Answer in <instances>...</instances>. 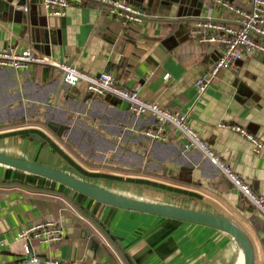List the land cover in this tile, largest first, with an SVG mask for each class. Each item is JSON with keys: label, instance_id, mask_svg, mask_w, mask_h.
<instances>
[{"label": "crops", "instance_id": "1", "mask_svg": "<svg viewBox=\"0 0 264 264\" xmlns=\"http://www.w3.org/2000/svg\"><path fill=\"white\" fill-rule=\"evenodd\" d=\"M125 1L143 9L150 2ZM229 1L251 6V0ZM150 8L141 24L123 25L99 3L49 18L41 0H0V50L30 45L32 23L46 19L51 37L34 42L40 49L89 74L112 72L143 99L187 115L214 152L264 195V149L256 154L244 135L222 126H241L264 144V55L254 53L221 72L200 95L195 82L223 47L199 43L195 24L208 18L234 23L236 17L214 0H154ZM155 125L125 101L115 106L65 85L52 68L0 69V152L120 196L230 220L251 239L254 264H264L263 215L203 153L184 150L176 139L145 138L143 131ZM48 220L65 234L57 244L34 248L43 259L65 264H244L238 244L223 231L120 209L0 164V238L7 242L0 264L22 260L15 235L24 224Z\"/></svg>", "mask_w": 264, "mask_h": 264}, {"label": "built area", "instance_id": "2", "mask_svg": "<svg viewBox=\"0 0 264 264\" xmlns=\"http://www.w3.org/2000/svg\"><path fill=\"white\" fill-rule=\"evenodd\" d=\"M41 3L49 18H62L71 6L87 3L105 6L108 16L123 25L141 24L147 18L142 7L125 0H41ZM214 4L217 8L232 13L236 19L234 23H226L208 18L198 20L195 24L199 43L223 47L221 56L195 82V88L200 95L210 88L221 72L233 70L239 62L254 53L264 55V0H251L249 9L238 7L229 0H214ZM36 65L56 70L64 84L69 87H80L85 93L98 99L110 97L125 101L132 113L151 116L156 120V125L143 131L145 138L162 143L176 139L184 150L203 153L264 217V195L255 192L244 178L214 152L189 123L187 115L143 99L137 91L120 85L112 72H102L98 75L86 73L76 66L57 61L32 43L25 45L22 50H0V69L27 71ZM165 78L168 79L169 75ZM222 126L244 135L254 145L256 154H260L264 149L263 142L245 128L228 123ZM64 234V228L55 221L24 224L15 235V242L23 245V258L16 264H65L56 259H43L34 248L35 244H57ZM6 244L7 242L0 238V250Z\"/></svg>", "mask_w": 264, "mask_h": 264}, {"label": "water", "instance_id": "3", "mask_svg": "<svg viewBox=\"0 0 264 264\" xmlns=\"http://www.w3.org/2000/svg\"><path fill=\"white\" fill-rule=\"evenodd\" d=\"M153 1L154 0H150L148 8H144V10L151 9L150 7H152ZM137 6L142 7V5L139 4ZM146 14L150 15L151 11H147ZM45 20L46 19H39L32 23L34 29H31V34L33 41L36 43H42L44 41L48 42L51 37V30H49V25L47 20ZM34 42L32 43L34 44ZM34 45L37 46L36 44ZM107 100L112 101L115 106L119 103V100L116 98L108 97ZM0 164L49 179L96 201L120 209L156 215L218 229L233 237L241 249L244 264H254V246L251 239L236 224L220 216L187 208L152 203L120 196L84 180L75 178L59 169L9 156L2 152H0ZM258 236L264 248V236L261 234Z\"/></svg>", "mask_w": 264, "mask_h": 264}, {"label": "trees", "instance_id": "4", "mask_svg": "<svg viewBox=\"0 0 264 264\" xmlns=\"http://www.w3.org/2000/svg\"><path fill=\"white\" fill-rule=\"evenodd\" d=\"M34 123V122H33ZM13 125H16V124H13Z\"/></svg>", "mask_w": 264, "mask_h": 264}]
</instances>
